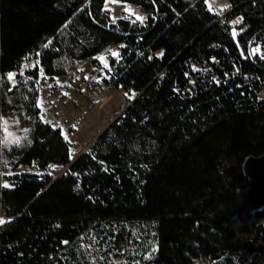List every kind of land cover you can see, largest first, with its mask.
I'll return each mask as SVG.
<instances>
[{"label": "trees", "instance_id": "16d2710c", "mask_svg": "<svg viewBox=\"0 0 264 264\" xmlns=\"http://www.w3.org/2000/svg\"><path fill=\"white\" fill-rule=\"evenodd\" d=\"M119 1L141 7L143 20L111 21L104 0H0V124L20 108L28 125L20 145H0L15 167L71 161L37 105L43 76L118 45L112 84L137 95L36 199L50 174L2 176L6 262L52 264L55 243L56 264H95L79 250L82 233L103 242L125 222H146L152 264H264V192L241 169L264 152V57L250 50L264 48V0H228L223 19L206 0ZM28 57L36 65L20 73Z\"/></svg>", "mask_w": 264, "mask_h": 264}, {"label": "rangeland", "instance_id": "374dc122", "mask_svg": "<svg viewBox=\"0 0 264 264\" xmlns=\"http://www.w3.org/2000/svg\"><path fill=\"white\" fill-rule=\"evenodd\" d=\"M208 8L224 16L231 8L228 0H206ZM103 9L109 14L111 21L125 18L131 21H140L136 17H143L136 5L119 0H104ZM235 33L236 29H232ZM259 49L258 51H255ZM251 53L264 57V48L258 42L251 47ZM113 53H119V46L114 45L105 48L97 56L77 61L73 69L65 75L47 77L43 76L38 85L37 105L40 108L42 119L52 123L46 114L48 104L58 102L63 108V118L59 128L61 133L70 143L73 159L94 141L96 135L119 115L122 109L136 96L121 87H115L111 81L109 72L104 69L102 60L110 63ZM36 65L34 58H26L22 63L21 73L26 68ZM204 69L206 66L198 65ZM12 79L14 80V74ZM85 83L81 84L77 76ZM0 145L5 149L20 145L25 140L28 125L25 122V114L22 109H14L2 116ZM3 163L6 174L16 172H31L36 174L48 173L53 178L66 172L67 165L50 164L47 167L20 164L15 167L11 158L3 155ZM146 223V222H145ZM130 224L125 222L118 227L114 236L101 242L100 237L92 232L82 233L79 236V250L83 251L95 264H152L148 260L152 257L154 243L150 236L149 227L145 224ZM244 238L253 239L257 243L262 240L253 233H240ZM147 260V262H145ZM195 264H206L204 259L197 260Z\"/></svg>", "mask_w": 264, "mask_h": 264}, {"label": "built area", "instance_id": "2783aa9c", "mask_svg": "<svg viewBox=\"0 0 264 264\" xmlns=\"http://www.w3.org/2000/svg\"><path fill=\"white\" fill-rule=\"evenodd\" d=\"M137 10L140 12V14L143 15V11L142 8L139 6H136ZM220 19H223L222 16H219ZM231 22L236 26L239 25L243 22V17L240 14H236L232 17ZM103 62V67L104 69H107V72H109V76H110V81L111 83L113 82V80L115 79V77L113 76V68L111 66L110 63H108L107 61H105L104 59L102 60ZM107 65V66H106ZM13 73L15 76V71L8 73L11 74ZM7 75V77H8ZM78 79L80 80V83L83 84L85 83V81L83 79H81V76H77ZM38 82L40 81L39 79L37 80ZM46 114L48 115V117L50 118L49 120L54 123L55 125H57V127H59L58 125H60V122L62 121L63 118V108L61 106L60 103L58 102H54L53 104H48L46 107ZM3 155H2V151H1V147H0V187L3 184L2 181V176L4 174H6L5 172V168H4V163H3ZM74 190L75 191H79L80 190V181L77 180V182L74 185ZM11 219L10 216H7L2 209V205H1V193H0V220L4 221V223H0V226L7 223L9 220ZM50 227H55V228H59L60 225L58 223H51L49 225ZM50 247L52 248L49 256H48V260H51L52 264H56L55 261V257H54V251H57V253L59 252L60 248L57 244L53 243L50 245ZM13 244L12 243H2L0 242V264H9L8 262H6V260L9 258V253L13 252ZM35 251V249H34ZM57 253H55L57 255ZM13 255V254H12ZM10 255L11 258H15V256ZM17 255H22V252H18ZM30 257V256H29Z\"/></svg>", "mask_w": 264, "mask_h": 264}, {"label": "water", "instance_id": "95a60500", "mask_svg": "<svg viewBox=\"0 0 264 264\" xmlns=\"http://www.w3.org/2000/svg\"><path fill=\"white\" fill-rule=\"evenodd\" d=\"M137 97V95L122 109V111ZM121 111V112H122ZM118 116V115H117ZM116 116V117H117ZM115 117V118H116ZM115 118L113 120H115ZM112 120V121H113ZM110 121V123L112 122ZM109 123V124H110ZM108 124V125H109ZM106 125L97 135L96 137L101 134L105 130V128L108 126ZM95 137V138H96ZM95 140V139H94ZM86 149H84L81 153L85 152ZM80 153V154H81ZM78 154L77 156H79ZM75 156L69 164L66 167V170L68 166L77 158ZM241 169L244 177L248 180L249 184L252 186L253 189L257 191L264 192V152L258 155L248 154L242 159L241 163ZM58 177V176H57ZM53 178L35 197V199L40 196L42 193H44L47 188L51 185V183L57 178Z\"/></svg>", "mask_w": 264, "mask_h": 264}, {"label": "snow or ice", "instance_id": "6c2138e0", "mask_svg": "<svg viewBox=\"0 0 264 264\" xmlns=\"http://www.w3.org/2000/svg\"><path fill=\"white\" fill-rule=\"evenodd\" d=\"M136 19L137 20H143V17H140V16H137L136 17ZM233 35H235V33H233ZM259 49H256L255 51H258ZM113 55H118V54H116V53H113ZM107 66V65H106ZM9 79H12L13 77H12V74H9V77H8ZM5 187H7L8 185H4ZM0 223H4V221H2V220H0Z\"/></svg>", "mask_w": 264, "mask_h": 264}]
</instances>
